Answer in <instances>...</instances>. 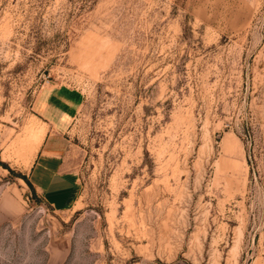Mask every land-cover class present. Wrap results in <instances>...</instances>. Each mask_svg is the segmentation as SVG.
Instances as JSON below:
<instances>
[{
    "label": "rangeland",
    "instance_id": "374dc122",
    "mask_svg": "<svg viewBox=\"0 0 264 264\" xmlns=\"http://www.w3.org/2000/svg\"><path fill=\"white\" fill-rule=\"evenodd\" d=\"M52 90L58 212L17 176ZM0 162V264H264V0H0Z\"/></svg>",
    "mask_w": 264,
    "mask_h": 264
},
{
    "label": "crops",
    "instance_id": "0c3cea01",
    "mask_svg": "<svg viewBox=\"0 0 264 264\" xmlns=\"http://www.w3.org/2000/svg\"><path fill=\"white\" fill-rule=\"evenodd\" d=\"M32 115L45 129L28 165L19 172L29 183L31 193L52 211L70 209L76 202L77 187L73 173L63 162L66 143L62 134L71 116L63 94L42 92L33 103Z\"/></svg>",
    "mask_w": 264,
    "mask_h": 264
},
{
    "label": "trees",
    "instance_id": "16d2710c",
    "mask_svg": "<svg viewBox=\"0 0 264 264\" xmlns=\"http://www.w3.org/2000/svg\"><path fill=\"white\" fill-rule=\"evenodd\" d=\"M0 165L3 166L4 168H7L10 171V169L4 163L0 162ZM17 176L20 177V178H22L24 180V182L27 184V186H29V183L27 182V180L25 179V177L23 175H19L18 174Z\"/></svg>",
    "mask_w": 264,
    "mask_h": 264
}]
</instances>
